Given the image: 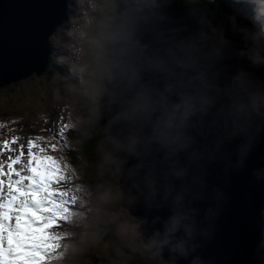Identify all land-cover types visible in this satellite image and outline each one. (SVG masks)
Listing matches in <instances>:
<instances>
[{
    "label": "clouds",
    "instance_id": "1",
    "mask_svg": "<svg viewBox=\"0 0 264 264\" xmlns=\"http://www.w3.org/2000/svg\"><path fill=\"white\" fill-rule=\"evenodd\" d=\"M216 4L184 0L179 17L162 12L131 20L122 46L103 63L98 95L108 98L107 114L97 116L105 168L114 176L107 186L119 189L110 224L115 239L128 244L114 246L113 259L151 264L143 252L158 264H216L200 250L215 235L228 195L210 184L208 166L219 165L227 186L264 137V0H231L228 9ZM112 168L128 185L130 203L155 211L150 222L122 204ZM251 177L249 187L264 182V165ZM105 256L95 260L111 264ZM250 264H264V231L252 244Z\"/></svg>",
    "mask_w": 264,
    "mask_h": 264
},
{
    "label": "water",
    "instance_id": "2",
    "mask_svg": "<svg viewBox=\"0 0 264 264\" xmlns=\"http://www.w3.org/2000/svg\"><path fill=\"white\" fill-rule=\"evenodd\" d=\"M117 13L111 25V36L104 41L107 55H115L126 38V29L131 20L155 17L162 12L179 17L185 12L184 0H115ZM69 0H0V88L18 83L33 75L41 76L49 65V40L64 26L68 16ZM212 7L223 9L218 4ZM198 9H192V15ZM137 37L147 42V35ZM264 75V69L260 70ZM107 96H101L99 112L107 114ZM100 141L102 146V120ZM264 165V137L260 139L246 166L230 174L225 186L224 174L218 164L208 166L210 184L224 187L228 200L216 217L215 235L205 243L201 254L212 257L216 264H250L251 248L261 234L264 221L261 210L264 202V182L249 187L253 168ZM113 170V168H112ZM113 173L120 179L122 204L139 217L148 216L149 222L156 215L147 210L143 203L133 206L129 201L131 193L120 173ZM144 235L150 232L143 226ZM167 255V252H165ZM180 264H187L181 260Z\"/></svg>",
    "mask_w": 264,
    "mask_h": 264
},
{
    "label": "rangeland",
    "instance_id": "3",
    "mask_svg": "<svg viewBox=\"0 0 264 264\" xmlns=\"http://www.w3.org/2000/svg\"><path fill=\"white\" fill-rule=\"evenodd\" d=\"M96 1V5L93 6L91 4V0H77V9L72 12L70 22L71 27H67L68 32L77 33L79 37L89 40L87 44L84 43L85 48L82 46L81 49V66L89 75L92 77L94 76L95 79L99 77L105 56H102L103 60H100L101 57L98 60L92 59L93 55L90 54V43L93 42L94 39L96 42L98 37L101 40V44L105 36H107L108 39L110 38L111 32L106 26L107 23H109V19L112 18L114 11L110 9L105 15H101L99 19H96L92 31L89 29L90 25L88 23L87 27L79 25L77 17L82 18L79 13H86V9L83 7L84 3L89 2L91 4L89 7H87V11L88 13L93 11L91 13L93 14L96 13V10H102L104 8V3L107 2V0ZM90 9H92V11ZM83 19L89 22V19H86V17H83ZM99 56L100 55H98V57ZM49 76H51V74ZM66 77L69 78L68 73ZM89 81V84L94 89L93 94L96 96L99 93V84L95 82L94 79ZM45 84L42 83L41 85H38L34 82H25L15 87L10 86L0 90V140L7 138V136L10 134V124H13V128H15L17 121L29 119V121L32 123L35 135L40 140L41 144L50 152H55V154L62 160L63 165H71L72 158L70 157V154L67 150L62 148L57 152L56 150L53 151L50 149V145L53 143L57 144V142L53 139L52 134L46 133L44 129L48 128L57 132V130L63 128L64 132L66 128H74L80 129V132L82 133L83 129L86 130L91 127L94 114L91 115V118L85 113L84 110H82V99L76 96L75 93L72 91H62L57 89L54 85L62 84H59L56 79L55 82L50 81L46 82ZM63 86L67 87L66 85ZM73 88L74 85L71 88L67 87V89ZM85 93L92 94V91L85 89ZM87 99L89 100L90 98L87 97ZM55 108L56 110L54 112ZM92 108L93 107L88 106L86 111H88L89 114H92ZM45 113L49 115L44 116ZM35 117L37 120H34ZM53 121H56V123ZM37 122H43V124L38 125ZM56 124H59L60 127L56 128ZM44 125L46 127H44ZM70 144L72 147L77 148L78 146L75 145V140H72ZM98 159V166L110 168V166L105 163L103 155H101ZM67 172L70 177L75 178L73 182V188L79 195H81L80 201L82 204L80 205V209L83 210L86 207H89L88 213L85 214V216L87 215L86 221H88V224L85 223L84 226L86 227L85 230L89 226H92V230L94 232L92 234L83 232V238L89 241L87 244L90 245L91 250L94 249L96 251V254L103 256L106 255L105 260H109L115 264H118V262H116L112 257L113 249L107 247V244L102 240L101 236L102 233L107 231L106 222H109L110 220L113 222L114 220L112 208L107 205V203H109L108 199L110 196H116L119 194V189L113 185L109 187L105 186L102 189H95L94 186L92 187V185L86 181L85 183L88 185L85 186L84 181L80 179L81 177L84 178L86 175L83 167L78 166V169H76L67 166ZM93 192L99 194L98 199H93ZM124 212L127 213L128 211ZM125 213L123 214L124 228L126 231L127 240L129 241L132 236V229H129L131 223L128 217L131 215V213L129 212V215ZM80 220L83 221V219ZM103 221L104 223L100 224ZM120 231L124 235V232L122 230ZM70 234H72L71 238L76 235L74 231H71ZM118 239L121 240L120 237H118ZM140 257L148 263L151 262V264H158V261L150 259L143 252L140 254ZM64 264H98V262L93 256L91 257L89 251H82L79 254L74 253L68 258V260L64 262Z\"/></svg>",
    "mask_w": 264,
    "mask_h": 264
},
{
    "label": "snow or ice",
    "instance_id": "4",
    "mask_svg": "<svg viewBox=\"0 0 264 264\" xmlns=\"http://www.w3.org/2000/svg\"><path fill=\"white\" fill-rule=\"evenodd\" d=\"M57 132L62 135L63 128ZM27 146L28 159L23 167H14L21 163V155L8 157L7 199L3 198L4 180L0 179V264H45L64 239L58 229L67 222L68 210L74 208L73 192L67 188L75 178L64 172L58 158L47 154L43 146H34L31 139ZM8 147L7 140L0 142V148ZM57 147L50 145L53 151Z\"/></svg>",
    "mask_w": 264,
    "mask_h": 264
},
{
    "label": "trees",
    "instance_id": "5",
    "mask_svg": "<svg viewBox=\"0 0 264 264\" xmlns=\"http://www.w3.org/2000/svg\"><path fill=\"white\" fill-rule=\"evenodd\" d=\"M112 0L110 1L109 5L112 6ZM93 57L92 59H101L103 60L104 53V44H100V48L98 47L95 52L92 53ZM98 55H100L98 57ZM96 56V57H95ZM93 61V60H92ZM54 69H58L54 67V65H51V68L49 72L47 73V78H50L54 76L53 73ZM59 71V70H58ZM51 74V76H49ZM44 77L42 78H31L27 82H34L38 84L37 82L44 81ZM98 81V78H97ZM44 83V82H43ZM21 83L15 84L18 86ZM12 87H15L14 85ZM66 89V88H65ZM2 90V89H0ZM65 91V90H64ZM75 95L82 99V106L83 108L87 109L88 106L93 107L92 110L94 111V116L92 120V125L89 129H83V132L72 134L71 137L75 140L77 148L75 150L71 151L70 156L73 158V161L76 165L79 167H83L86 170V175L84 176V180L92 187L94 186L97 189L104 188L109 181L113 180V174L109 171V169L105 168L104 166H98V158H100V155L102 154V148H101V142H100V134H101V127L98 122V116H97V109H98V102L96 100L87 99L83 94H81L79 91L74 90ZM80 94V95H79ZM93 99V98H92ZM92 114V115H93ZM95 123V124H94ZM79 131V130H78ZM84 133V134H83ZM79 138V139H78ZM83 143V144H82ZM116 200V199H115ZM121 200V198L119 199ZM113 225L109 224L107 225V231L102 233V240L109 246H121L117 240L115 239ZM94 257V259L100 258L99 254L94 253L92 251L91 257ZM101 264H109L108 262H102Z\"/></svg>",
    "mask_w": 264,
    "mask_h": 264
},
{
    "label": "bare ground",
    "instance_id": "6",
    "mask_svg": "<svg viewBox=\"0 0 264 264\" xmlns=\"http://www.w3.org/2000/svg\"><path fill=\"white\" fill-rule=\"evenodd\" d=\"M47 118V117H46ZM95 124V123H94ZM79 139V138H78ZM83 144V143H82Z\"/></svg>",
    "mask_w": 264,
    "mask_h": 264
}]
</instances>
